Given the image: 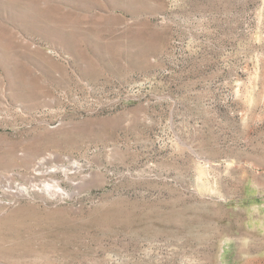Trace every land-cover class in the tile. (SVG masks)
Masks as SVG:
<instances>
[{
	"label": "rangeland",
	"instance_id": "374dc122",
	"mask_svg": "<svg viewBox=\"0 0 264 264\" xmlns=\"http://www.w3.org/2000/svg\"><path fill=\"white\" fill-rule=\"evenodd\" d=\"M0 264H264V0H0Z\"/></svg>",
	"mask_w": 264,
	"mask_h": 264
}]
</instances>
